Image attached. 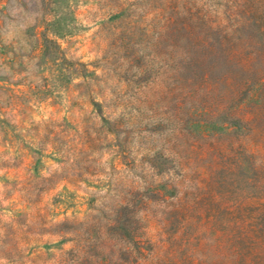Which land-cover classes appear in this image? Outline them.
<instances>
[{
	"label": "rangeland",
	"instance_id": "1",
	"mask_svg": "<svg viewBox=\"0 0 264 264\" xmlns=\"http://www.w3.org/2000/svg\"><path fill=\"white\" fill-rule=\"evenodd\" d=\"M0 264H264V0H0Z\"/></svg>",
	"mask_w": 264,
	"mask_h": 264
}]
</instances>
